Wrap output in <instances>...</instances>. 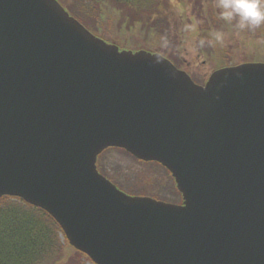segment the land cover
<instances>
[{
  "label": "water",
  "instance_id": "1",
  "mask_svg": "<svg viewBox=\"0 0 264 264\" xmlns=\"http://www.w3.org/2000/svg\"><path fill=\"white\" fill-rule=\"evenodd\" d=\"M110 147L157 161L182 203L130 195ZM47 211L96 264H264V61L205 84L123 49L59 0H0V198Z\"/></svg>",
  "mask_w": 264,
  "mask_h": 264
},
{
  "label": "rangeland",
  "instance_id": "2",
  "mask_svg": "<svg viewBox=\"0 0 264 264\" xmlns=\"http://www.w3.org/2000/svg\"><path fill=\"white\" fill-rule=\"evenodd\" d=\"M79 1L61 0L67 9L81 19L91 31L102 34L100 20L106 18L105 20H112L110 27L117 30L113 35L109 33L111 36L110 41L116 40L122 48L130 47L132 49L136 45L148 43L146 40L148 35L146 33L149 30L148 23L153 22V20H146V17L148 14L153 13V8H155L156 4L155 0H109L112 1L110 2L112 7H118L117 14L105 5V12L102 11L101 13L98 3H92L89 0H84L86 7H88L86 10L79 5ZM164 1L168 4L167 13L170 16L169 20L173 21L172 29L169 26L167 29L168 34L170 31L169 37L172 39L170 45L174 46L178 54L180 67L187 70L197 82L203 83L214 70L225 65L215 67V64L205 60L199 52L196 39H198L200 32L198 31L197 19L193 11V0ZM170 5L173 9L172 12L169 10ZM125 20L126 23H124ZM118 27H120V30L117 29ZM136 29L139 32L136 33ZM239 37L247 41L245 43L247 51L245 56L255 59V51L257 49L263 51V48L257 44L264 42V25H262L261 32L256 36L248 35L247 32L241 33ZM154 44L157 47V40H154ZM238 56V60H242L244 57L242 55ZM258 59H264V54ZM98 163L102 171L107 173L112 179H115L122 187V190L130 195H152L155 197L157 195V197L165 201H181V195L177 192L178 189L174 184V179L166 168L158 163L142 162L121 148L105 150L99 156ZM9 204L15 205L20 204V202L11 197L2 204L0 203V207ZM32 212L33 219L39 217L40 219L36 220L41 221V225L45 226L48 224L45 222L46 216L41 211L32 209ZM23 226L19 229H26ZM45 229L48 230L49 227H45ZM54 230L53 233L56 235L57 245L63 244L62 248H60L61 250L59 247L57 248L60 250L59 252L48 251L50 255H46L40 264H95L88 257L85 258L82 255H78V251L67 245L63 232L56 228Z\"/></svg>",
  "mask_w": 264,
  "mask_h": 264
},
{
  "label": "trees",
  "instance_id": "3",
  "mask_svg": "<svg viewBox=\"0 0 264 264\" xmlns=\"http://www.w3.org/2000/svg\"><path fill=\"white\" fill-rule=\"evenodd\" d=\"M89 1L92 3H98L101 13L102 11L105 12L104 5L111 11L114 10L116 14L118 12V7H112L110 4V2L114 0ZM155 1V8H153L154 14L150 13L146 17V20H153V22L148 23L149 30L146 33L148 34L146 36L148 43L136 45L133 49L136 50L144 48L154 52H163L178 66H181L174 46L170 45L172 42V39L169 37L170 31L169 34L167 31L168 26L170 29H172L173 26V21L169 20L170 16L167 13L168 4H166L164 0ZM79 2L81 7L86 10L88 9L84 0H80ZM192 4L193 11L197 19L196 22L198 24V31L200 32L198 34V39H196V45L205 60L215 64V67L222 65H236L247 61H260L258 58L264 54V42H262L263 44H257L263 48V51L257 49L254 55L255 59H252V57L245 56L247 54L245 44L247 41L240 38L239 35H241V33L248 32V35L256 36L261 32L262 25L256 28L246 27L244 29H238L236 27L237 20L234 19L233 21L228 22L220 18L221 9L218 7V0H193ZM169 10L170 12L173 11L171 5ZM105 19L100 20L102 25V34H98L110 41L111 36L109 33L113 35L117 30L116 28L114 30L110 27L112 20ZM124 23H126V20ZM117 29L120 30V27ZM135 32H139L138 29H136ZM215 32H220L222 34V40L217 41L214 39L212 34ZM153 39L157 40V47L155 46ZM112 42L119 44L116 40H112ZM238 55L244 56L243 59L238 60ZM99 168L102 171L101 167ZM104 174L113 182L118 184L115 179H112L109 175H107V173ZM177 192L181 195L178 190ZM11 197L13 196L7 195L1 197L0 203L2 204ZM13 198L18 200L20 204H9L7 206L4 205L0 207V264H40L46 255H50L48 251L52 250L53 252H59L61 250L60 248H62L63 244L57 245V239L55 238L56 235L53 232L55 231L54 228L59 229L61 232H63V230L57 221L44 209L30 204L22 198ZM32 209L41 211L43 215L46 216L45 222L48 224L45 226L41 225V221L36 220L40 219L39 217L33 219L31 214L33 213ZM22 226L26 227V229H19ZM45 227H49V229L47 230ZM65 241L66 244L70 246L66 237ZM58 247L60 250L57 249Z\"/></svg>",
  "mask_w": 264,
  "mask_h": 264
},
{
  "label": "clouds",
  "instance_id": "4",
  "mask_svg": "<svg viewBox=\"0 0 264 264\" xmlns=\"http://www.w3.org/2000/svg\"><path fill=\"white\" fill-rule=\"evenodd\" d=\"M218 7L220 18L228 22L237 20L238 29L264 25V0H218ZM212 35L217 41L223 38L220 32Z\"/></svg>",
  "mask_w": 264,
  "mask_h": 264
},
{
  "label": "flooded vegetation",
  "instance_id": "5",
  "mask_svg": "<svg viewBox=\"0 0 264 264\" xmlns=\"http://www.w3.org/2000/svg\"><path fill=\"white\" fill-rule=\"evenodd\" d=\"M78 255H82V256H84L85 258H87V257H88L86 254H81V253H78Z\"/></svg>",
  "mask_w": 264,
  "mask_h": 264
}]
</instances>
